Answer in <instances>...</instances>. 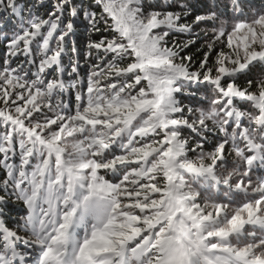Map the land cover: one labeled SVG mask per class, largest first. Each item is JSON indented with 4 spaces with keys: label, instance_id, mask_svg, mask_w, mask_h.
Segmentation results:
<instances>
[{
    "label": "snow or ice",
    "instance_id": "obj_1",
    "mask_svg": "<svg viewBox=\"0 0 264 264\" xmlns=\"http://www.w3.org/2000/svg\"><path fill=\"white\" fill-rule=\"evenodd\" d=\"M205 7L0 0V264H264V0Z\"/></svg>",
    "mask_w": 264,
    "mask_h": 264
},
{
    "label": "trees",
    "instance_id": "obj_2",
    "mask_svg": "<svg viewBox=\"0 0 264 264\" xmlns=\"http://www.w3.org/2000/svg\"><path fill=\"white\" fill-rule=\"evenodd\" d=\"M36 2L39 3L41 2V0H36ZM84 2L87 4L88 2H90V0H84ZM151 2H155V0H151ZM172 2H174V0H169V3ZM189 2L193 6L194 14H201L207 11V8L205 7L206 5L211 6L216 3H219L220 7L218 10L221 13L230 11L224 8V5L229 3L230 0H189ZM43 3L51 4L54 3V0H43ZM160 3H163V0H160ZM247 4H248V11L251 12L253 9L258 10L262 6V0H247ZM45 11L46 9L44 8L40 9L41 14H44ZM188 22L191 23V18L189 19ZM9 27H11V25H9ZM102 35L109 36L110 34L107 32L98 33L89 30L87 26V21L83 20V17H81L80 20L77 22L75 34L70 35L69 37L66 38V45H65L66 51H65V56L62 59V62L65 66L64 79H67L68 83H70L74 79L73 76L68 75V73L71 72L72 62L78 60L80 77L84 79V82L86 84V78L90 70V67L93 64H97L100 62L96 59L97 56L103 59L105 55L102 50L100 52H97V50L95 49H89L88 44L90 41H99ZM209 36H210V32L208 31V26L201 24L199 27L194 28V32L192 35L176 34L173 38L181 42L187 40L195 41V43L190 45L189 48L185 49V52L183 53L185 55H190L193 57L194 67H195L198 65L199 61L203 59L202 53L205 50L203 48V45L205 44ZM73 47H75L76 49L75 52L72 51ZM225 50L227 51V49ZM5 52H6L5 46L3 42H0V55L2 56V58L5 57ZM89 52H91V57L86 59V56ZM21 59H23V57H21ZM205 94H206V90L204 88H201L197 93V99L199 100L204 98ZM64 98L65 100L73 101L72 105L73 106L75 105V92L72 89L69 90V93L65 94ZM208 99H211L210 94L208 96ZM184 103L187 104L190 103V101L184 100ZM0 175H2V172H0ZM9 207L13 215L23 214L24 212L22 205L21 206L10 205Z\"/></svg>",
    "mask_w": 264,
    "mask_h": 264
}]
</instances>
